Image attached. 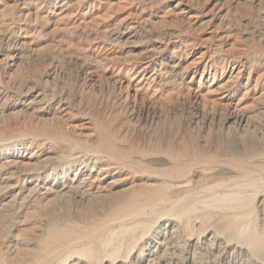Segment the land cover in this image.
Returning <instances> with one entry per match:
<instances>
[{"label": "rangeland", "instance_id": "1", "mask_svg": "<svg viewBox=\"0 0 264 264\" xmlns=\"http://www.w3.org/2000/svg\"><path fill=\"white\" fill-rule=\"evenodd\" d=\"M263 181L264 0H0V264H264Z\"/></svg>", "mask_w": 264, "mask_h": 264}, {"label": "bare ground", "instance_id": "2", "mask_svg": "<svg viewBox=\"0 0 264 264\" xmlns=\"http://www.w3.org/2000/svg\"><path fill=\"white\" fill-rule=\"evenodd\" d=\"M140 72H142V71H140ZM243 118V117H242ZM262 182V179H261V181L259 180V183H261ZM263 183H264V181H263ZM224 199H229V198H231V199H234V196L233 195H229V194H226V195H224ZM230 200V199H229ZM218 201H221V200H218ZM251 213H254V210L251 212ZM252 216V215H251ZM251 218V217H250ZM251 222V221H250ZM134 222H131V223H129V224H133ZM251 224V223H250ZM246 225H248V224H246ZM246 225H245V227H240L241 229H240V232H239V234H238V238L239 239H242V243L243 244H248V245H250V246H252V247H255V245L257 244L256 242L258 241V236H257V234L256 233H254V231H253V229H251V226H248V227H246ZM130 228V226H128V229ZM252 231V232H251ZM121 232H122V229H121ZM112 234H114V233H112ZM118 234H120V232L118 233ZM115 235V234H114ZM111 236H113V235H111ZM110 236V237H111ZM118 236V235H117ZM105 238H109V236H107V235H105ZM115 238V237H114ZM108 240V239H107ZM111 240V239H110ZM115 240V239H114ZM111 242L112 243H109V245L108 246H106V247H109L110 246V244H112V245H114V249H113V251L115 252L116 251V254H117V252H120L122 249H123V246L125 245V244H121V243H119V244H115V241L113 242L112 240H111ZM256 243V244H255ZM106 245V244H105ZM112 247V246H111ZM84 250V249H83ZM86 252V251H85ZM90 252V251H89ZM84 253V252H83ZM87 254V253H86Z\"/></svg>", "mask_w": 264, "mask_h": 264}]
</instances>
